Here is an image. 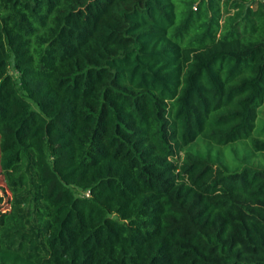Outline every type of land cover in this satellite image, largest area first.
<instances>
[{
  "label": "trees",
  "instance_id": "trees-1",
  "mask_svg": "<svg viewBox=\"0 0 264 264\" xmlns=\"http://www.w3.org/2000/svg\"><path fill=\"white\" fill-rule=\"evenodd\" d=\"M262 106L254 0H0V264H264V170L195 149Z\"/></svg>",
  "mask_w": 264,
  "mask_h": 264
},
{
  "label": "rangeland",
  "instance_id": "rangeland-1",
  "mask_svg": "<svg viewBox=\"0 0 264 264\" xmlns=\"http://www.w3.org/2000/svg\"><path fill=\"white\" fill-rule=\"evenodd\" d=\"M10 74L16 75L12 69ZM264 124V106L259 109V117L257 128L253 133V137L257 132L261 131ZM260 137V136H258ZM263 136H261L262 138ZM200 143L196 145V150L205 159H208L215 167H218L224 173H235L241 171L244 167L252 169L264 170V152L254 151L250 140H237L235 142L218 146L209 144L206 141L197 140ZM10 195L5 190L0 171V222L8 212Z\"/></svg>",
  "mask_w": 264,
  "mask_h": 264
},
{
  "label": "built area",
  "instance_id": "built-area-1",
  "mask_svg": "<svg viewBox=\"0 0 264 264\" xmlns=\"http://www.w3.org/2000/svg\"><path fill=\"white\" fill-rule=\"evenodd\" d=\"M254 1L260 3L264 7V0H254ZM88 195H89V193L85 192V196H88Z\"/></svg>",
  "mask_w": 264,
  "mask_h": 264
}]
</instances>
